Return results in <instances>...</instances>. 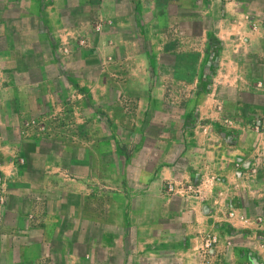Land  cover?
Segmentation results:
<instances>
[{"label":"crops","instance_id":"crops-1","mask_svg":"<svg viewBox=\"0 0 264 264\" xmlns=\"http://www.w3.org/2000/svg\"><path fill=\"white\" fill-rule=\"evenodd\" d=\"M27 37L35 41L24 48ZM211 38L222 52L203 90L199 73ZM39 40L47 54L78 50L85 65L93 63L84 70L98 69L94 78H68L94 111L124 97L148 108L161 101L145 91L146 73L173 57V80L194 87L191 105L207 124L175 131V154L156 143L163 153L148 157L135 177L103 173L101 136L78 144V152L30 139L19 125L31 116L29 101L16 91L14 75L49 67L26 62L40 53L33 49ZM120 52L133 74L141 64L140 79L106 76L123 61ZM115 86L126 93L114 97ZM7 104L17 108L18 121L0 125V264H198L208 235L219 237L226 264H264V0H0V116ZM225 119L226 130L213 127ZM109 126L112 135H139L127 143L134 152L146 149L149 126ZM232 131L236 142H224ZM92 132L98 135L96 126ZM58 144L63 153L56 155ZM118 144L111 142L116 156Z\"/></svg>","mask_w":264,"mask_h":264},{"label":"rangeland","instance_id":"rangeland-1","mask_svg":"<svg viewBox=\"0 0 264 264\" xmlns=\"http://www.w3.org/2000/svg\"><path fill=\"white\" fill-rule=\"evenodd\" d=\"M33 41H35L34 38H24V48L29 47ZM209 41L208 53H205L202 58V69L199 73L202 84L201 89L203 90H208L213 82L216 64L220 57V52H222V46L218 44L219 41L217 39L211 38ZM38 42L37 48L33 49L34 51H40V53L28 55L26 62L32 66H36L37 63L49 62V67L44 72L34 69L30 72L16 73L14 75L15 82L18 84L16 91L21 92L23 97L29 101L26 102L25 110L31 116L28 115L22 120L19 119V125L22 131H25L24 135L30 139L57 140L60 143H66L70 149L74 150L73 152H78L77 149L80 147L78 144L89 146L95 137L98 141V138L101 136L103 143L102 156L104 158L102 163L103 173L109 174L112 170L113 173H130L132 177H135L138 171L143 166H146L143 163L148 157H154L156 154L163 153L162 150L158 149V146H155L156 143L160 141L166 145V151L175 154L176 149L174 146H176L175 140L177 137L175 131H182L183 128L189 129L207 124L200 120L199 108L192 106L191 101L195 93L194 87L185 83H176L173 80V57L166 56L163 67L160 70L155 67L154 69H149L148 73H146L151 85L150 87L145 86V91L149 90L148 93L151 94V99H154L152 96H163L161 101L152 100L148 108L147 103H143L141 100H137L136 98L128 100L127 97H124L122 101L99 103V109L96 112L94 111L96 104L86 101L84 97H80L78 87L71 84L68 78L78 79L84 76L94 78L100 74L98 69L84 70L86 67L93 65V63L87 61L85 65L83 59L81 58L80 60L78 50L67 52L63 49H57L55 54L51 55L50 53H45L48 46L41 40ZM78 45V43H75L74 48L77 49ZM126 59L127 56L124 57V53L120 52L117 55V60L123 61H116L112 64L114 67L109 64L112 68L110 71L107 70L106 76H112L113 78H117V80H121L125 79L129 74L136 79H140L143 74L141 64L136 63V71L133 74L131 69L134 68H130L127 65ZM50 61H52L54 67H50ZM104 64L105 67L108 66V63ZM138 67H140V70ZM127 68L129 69L127 70ZM117 69L121 72H118ZM44 76L47 78L46 81H42ZM114 88L116 89L114 97H119L120 94L123 96L126 93V87L124 86H115ZM131 89L136 91L134 93L142 91V87L140 86H134ZM99 92L101 91L98 90ZM5 109L6 114L0 116V125L15 127L18 121L17 108L7 104ZM143 109L146 111L150 110L149 113L145 114V117L142 115ZM1 110L3 111V108ZM187 111L190 112L189 115H186ZM217 123L220 128L216 125ZM217 123H212L214 124L213 127L217 130H226L230 126L229 121L226 119ZM109 125L124 127L149 126L150 130L145 134L147 138L146 149L140 153L139 151L134 152L132 148L127 147V143L137 140V136L139 135L127 131H122L118 134L114 132L112 135ZM254 125L256 132L260 133L263 131V124L260 121H256ZM95 126L97 127L98 135L92 132ZM164 129H166L167 134L161 132ZM7 136L13 139L14 134H8ZM237 137L238 134L232 131L231 135L224 138V142L235 143ZM113 140L119 143L118 146L120 148L117 151V156L116 151L111 149V142ZM54 147L56 148V155H58L62 146L58 144ZM45 153L46 150L43 148L42 155H36L40 163H42V157ZM67 153H72V151ZM87 153L90 156L89 150ZM133 154H135V166L128 167L127 161H130ZM139 154L141 158L137 159ZM26 166L25 161L21 162V167L25 168ZM73 168L75 169V167ZM194 181L192 182V186L197 188L199 181L197 178Z\"/></svg>","mask_w":264,"mask_h":264},{"label":"built area","instance_id":"built-area-1","mask_svg":"<svg viewBox=\"0 0 264 264\" xmlns=\"http://www.w3.org/2000/svg\"><path fill=\"white\" fill-rule=\"evenodd\" d=\"M219 244L220 239L216 235H208L205 237L199 252L198 264H226L218 253ZM227 247L231 248L230 241L227 242Z\"/></svg>","mask_w":264,"mask_h":264}]
</instances>
